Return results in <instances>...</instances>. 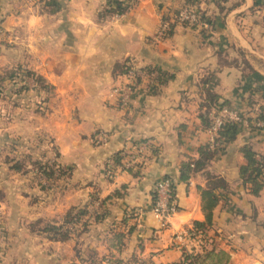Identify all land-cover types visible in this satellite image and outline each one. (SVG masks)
Masks as SVG:
<instances>
[{"label":"crops","instance_id":"1","mask_svg":"<svg viewBox=\"0 0 264 264\" xmlns=\"http://www.w3.org/2000/svg\"><path fill=\"white\" fill-rule=\"evenodd\" d=\"M53 1L60 0L48 3ZM63 1L67 9L46 10L42 2L0 0V70L5 64L32 65L54 86L57 101L43 130L64 170L61 189L54 193L59 203H0L9 264L108 259L178 264L184 250L178 235L203 219L197 186H204L206 172L226 183L217 198L228 193V203L236 200L241 213L254 212L252 223L264 221V128L238 126L234 139L223 143L203 168L190 172L186 181L178 179L180 164L197 160V149L206 141L198 114L212 110L211 97L238 111L264 109V8L250 9L264 0H238L217 19L210 11L204 34L176 24L164 39L156 35L160 17L169 16L182 0H138L104 24L94 22L92 0ZM64 16L71 21L70 33L61 24ZM126 58L140 67L153 66L164 78L148 90L137 88L127 108L118 109L108 99L111 86L120 81L112 66ZM105 80L108 84L100 88ZM97 132L105 133L104 142L94 141ZM243 145L263 164L256 195L239 173ZM114 153L120 157L117 165H112ZM163 175L172 181L177 207L167 226L150 211L152 186ZM220 203L211 216L217 225L223 220ZM70 207L86 209L87 225L78 236L51 240L29 226L37 219L60 224ZM94 213L100 214L96 220ZM238 234L240 240L264 241V232L243 229Z\"/></svg>","mask_w":264,"mask_h":264},{"label":"rangeland","instance_id":"2","mask_svg":"<svg viewBox=\"0 0 264 264\" xmlns=\"http://www.w3.org/2000/svg\"><path fill=\"white\" fill-rule=\"evenodd\" d=\"M43 1L28 0V2H33V4L42 2V5L45 6ZM112 1L118 2L120 7L117 9L120 10L122 8L120 12H115L114 14L108 12L114 3ZM236 1L182 0L172 10L175 11L187 7L194 11L199 23H201L200 25L177 24L190 29H199L200 32H203L204 29H208L209 27L207 19L210 14L211 18L213 16L217 19L220 14L225 13L238 4V0ZM137 2L138 0H92L93 20L97 24H104L114 15L124 13L127 8L129 10ZM86 3L91 4L90 0H86ZM256 5L264 8V4L254 2L250 6V9ZM60 7L67 9V1L60 0L59 2L48 3L46 10L47 8L54 9ZM210 11L212 12L210 13ZM213 12H216V14H212ZM260 21L263 23V18ZM61 24L65 25L66 31L69 32L72 24L67 17H63ZM203 24H206V26H201ZM199 26L202 28H198ZM159 39L164 38L159 37ZM124 60L135 67L136 70H142L146 66L151 68L149 71L155 69L150 65L140 67L133 59L126 58L121 60L120 63L124 62ZM25 70L36 71L32 65L28 68L26 64H5L0 70V203H59L57 201L58 197H55L54 193L57 194L61 189L60 180L62 178L58 172V167L61 166L58 162V153L53 144H49L51 139L48 133L43 130V121L55 105L56 102L54 101H57L56 93L53 85L52 90L33 86L32 78L23 75L22 71ZM35 73L37 74V72ZM113 75L115 76V74ZM42 77L50 84L44 76ZM103 82L100 88L104 89L108 81L105 80ZM117 108L123 109L119 106ZM254 110L239 112L242 115L252 117L259 111V107H256ZM14 162L19 167L18 170L11 168ZM47 169L52 173V176L49 178L42 172ZM219 195L218 199L221 201L219 211L223 215L221 224L217 225L216 222L211 220V224L204 226L201 232L195 233L193 231V233H190L192 228V222H190L189 228L186 227L184 232L178 235L180 237V244L188 253L193 251L201 254L203 253L202 249L210 248H225L230 252L236 253L229 256L226 264H264L263 240L255 238L238 239V233L243 229L248 233L264 232V221L258 220L252 223V219L249 218H251L254 212H250L251 214L247 215L243 212L241 213L236 200H229L228 203L230 197L228 193L222 194L220 192ZM85 205L86 201L83 206ZM246 216L247 218H245ZM67 226H71V224L67 223ZM77 227L79 226L76 225L75 228ZM6 232L7 227L0 221V264H9L11 262L10 256H6L9 243ZM207 263L206 261L204 264Z\"/></svg>","mask_w":264,"mask_h":264},{"label":"trees","instance_id":"3","mask_svg":"<svg viewBox=\"0 0 264 264\" xmlns=\"http://www.w3.org/2000/svg\"><path fill=\"white\" fill-rule=\"evenodd\" d=\"M46 1V2H45ZM136 1V0H133ZM114 2L113 5L109 8L108 12L114 14L115 12H120L122 8L119 10L117 8L120 7L117 1ZM43 4L46 6L48 4L47 0H44ZM116 7V8H115ZM115 8V9H114ZM128 9V8H127ZM126 9V10H127ZM125 10V11H126ZM179 10V9H178ZM178 10H172L170 13V17H167L166 15H162L161 20L168 22V27L162 33L159 37L165 38L170 36V34L173 31L174 25L179 23L176 20V15L178 13ZM124 11V10H123ZM122 13V11H121ZM172 16V17H171ZM179 24H186V23H179ZM128 67V63L126 60L124 62H116L112 66V73L115 75L122 74L125 69ZM150 67H143V71H149ZM157 76L155 78V84L153 87L158 85L164 78L163 72L156 69ZM23 75L25 77H31L33 86L37 88H44L46 90L50 89L52 90V85L48 84L45 79L35 72H32L30 70L22 71ZM140 79L137 78L134 80V86L139 84ZM211 97V96H210ZM211 108L212 110L218 109L222 106H227L225 101L218 102V100L214 99V97H211ZM209 113L210 111L206 110L204 112H201L198 114V118L201 122L202 128L204 131L209 126ZM246 120L248 121V125L246 126L249 130H256V129H262L264 128V109L259 108V111L255 113L254 116L250 117L247 116ZM256 120H260L262 122L261 126H255L254 122ZM241 124L238 122L233 121H224L219 129L216 132L215 136V142L216 144L213 145L211 148L208 147L207 143H203L200 145L197 149L199 158L194 161H186L182 162L179 167V174L178 179L180 181H186L190 172L197 170L199 168H203L205 162H208L211 160V158L214 156V154L221 148V145L225 142H229L234 139L236 130L238 126ZM150 148V147H148ZM240 152L242 154V157L244 158V164L239 166V173L241 175L242 181L244 183H248L249 186V193L252 195H256L259 191V189L262 186V172H263V164L259 158L256 157L255 153L250 149L248 145H243L240 147ZM118 153V152H117ZM117 153H114L112 155V165L119 164L120 157L117 155ZM16 162L13 163L11 166L12 169L18 170L19 167H17ZM44 175L49 178L52 176V173L49 169L42 171ZM59 174H63L64 170L62 167H58ZM166 176V175H165ZM205 184L203 187L197 186V191L199 195V207L200 211L202 213L203 219L201 221H192V228L190 233L201 232L204 226H209L211 224V216H212V209L218 202L217 198V191L218 189H225L226 183L224 180L220 177H217L213 174H209L206 172L205 174ZM172 196L174 197V189L172 184ZM151 197V204H153L155 200V194L154 192H150ZM86 215V209L85 207L74 209L73 207H70L66 210L63 221L60 224H55L53 222L49 221H41L39 219L33 221L29 224L30 228L32 230H36L38 232L43 233L46 237H48L51 240H57V241H64L70 237L71 234L75 233V236H78L80 232L85 231L87 221L83 218V216ZM100 214L94 215V220L99 218ZM69 223L71 224L70 227H66L65 224ZM76 225L79 227L75 228ZM131 228L128 229L130 231ZM76 230V232H75ZM203 253H197V252H189L186 250H183L180 256V260L178 264H204L206 261L207 264H226L229 260V255L227 252H225L222 249H202ZM89 264H101V261H89ZM106 264H119L118 260L116 259H108L106 261Z\"/></svg>","mask_w":264,"mask_h":264},{"label":"built area","instance_id":"4","mask_svg":"<svg viewBox=\"0 0 264 264\" xmlns=\"http://www.w3.org/2000/svg\"><path fill=\"white\" fill-rule=\"evenodd\" d=\"M176 20L179 23H186L189 25L195 24L200 25L198 17L194 11L187 7L180 8L176 15ZM168 27L167 21H160L157 35L160 36ZM157 76L156 69L151 71L136 70L131 64L128 63V67L122 74H119L120 81L111 86L108 99L116 107H121L123 109L127 108L129 100L133 95V92L141 87L145 90H148L153 87L155 84V78ZM139 78L138 86H134V80ZM245 115H242L237 109L230 108L228 106H222L218 109H213L209 113V126L206 129V143L209 148L216 144L215 136L216 132L219 129L220 125L224 121H233L238 122L243 126L248 125ZM255 126H261L262 122L256 120L254 122ZM106 139L105 133L97 132L95 134L96 142H104ZM146 147V144L143 143L137 147L138 152L142 151ZM129 166L128 162L124 164V168ZM152 192L155 194V200L151 204L150 211L153 215L160 221L161 225L166 224L172 214L176 210V202L172 196V181L168 176H161L158 178L152 186ZM137 213V211H135ZM101 264H106V261H102Z\"/></svg>","mask_w":264,"mask_h":264}]
</instances>
